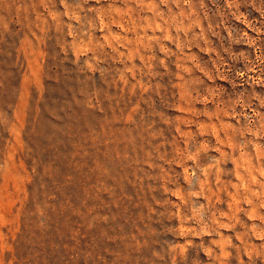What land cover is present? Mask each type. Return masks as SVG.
Returning <instances> with one entry per match:
<instances>
[{"label": "rangeland", "instance_id": "374dc122", "mask_svg": "<svg viewBox=\"0 0 264 264\" xmlns=\"http://www.w3.org/2000/svg\"><path fill=\"white\" fill-rule=\"evenodd\" d=\"M0 264H264V0H0Z\"/></svg>", "mask_w": 264, "mask_h": 264}]
</instances>
